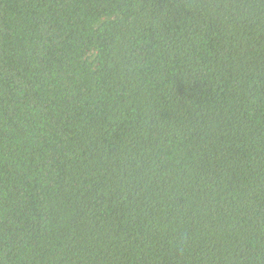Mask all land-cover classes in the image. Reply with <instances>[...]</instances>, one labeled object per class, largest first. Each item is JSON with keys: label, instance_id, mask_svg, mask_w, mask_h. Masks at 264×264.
Returning <instances> with one entry per match:
<instances>
[{"label": "trees", "instance_id": "obj_1", "mask_svg": "<svg viewBox=\"0 0 264 264\" xmlns=\"http://www.w3.org/2000/svg\"><path fill=\"white\" fill-rule=\"evenodd\" d=\"M0 264H264V0H0Z\"/></svg>", "mask_w": 264, "mask_h": 264}]
</instances>
